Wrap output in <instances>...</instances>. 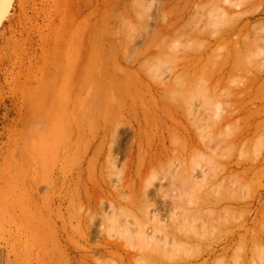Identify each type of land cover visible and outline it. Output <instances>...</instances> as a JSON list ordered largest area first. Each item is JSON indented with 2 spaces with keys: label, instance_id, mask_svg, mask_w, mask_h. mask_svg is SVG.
I'll return each mask as SVG.
<instances>
[{
  "label": "rangeland",
  "instance_id": "obj_1",
  "mask_svg": "<svg viewBox=\"0 0 264 264\" xmlns=\"http://www.w3.org/2000/svg\"><path fill=\"white\" fill-rule=\"evenodd\" d=\"M0 264H264V0H10Z\"/></svg>",
  "mask_w": 264,
  "mask_h": 264
},
{
  "label": "bare ground",
  "instance_id": "obj_2",
  "mask_svg": "<svg viewBox=\"0 0 264 264\" xmlns=\"http://www.w3.org/2000/svg\"><path fill=\"white\" fill-rule=\"evenodd\" d=\"M10 0H0V20L9 7Z\"/></svg>",
  "mask_w": 264,
  "mask_h": 264
}]
</instances>
